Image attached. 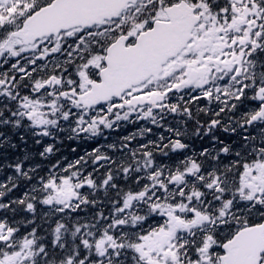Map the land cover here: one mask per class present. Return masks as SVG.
<instances>
[{
	"label": "snow or ice",
	"instance_id": "1",
	"mask_svg": "<svg viewBox=\"0 0 264 264\" xmlns=\"http://www.w3.org/2000/svg\"><path fill=\"white\" fill-rule=\"evenodd\" d=\"M0 264H264V0H0Z\"/></svg>",
	"mask_w": 264,
	"mask_h": 264
}]
</instances>
